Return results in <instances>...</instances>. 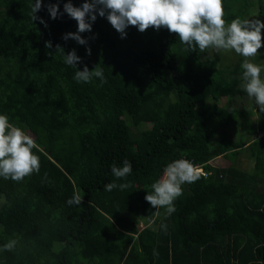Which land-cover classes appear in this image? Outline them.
Returning <instances> with one entry per match:
<instances>
[{"label":"trees","instance_id":"16d2710c","mask_svg":"<svg viewBox=\"0 0 264 264\" xmlns=\"http://www.w3.org/2000/svg\"><path fill=\"white\" fill-rule=\"evenodd\" d=\"M32 2L0 0V114L35 134L40 159L39 173L21 182L0 177V246L17 240L0 264H264V113L242 89L243 69L233 62L244 58L221 50L235 58L218 64L207 50L185 51L163 28L129 26L121 39L99 16L80 45L62 39L76 21L66 13L51 19L45 7L63 13L68 0H42L36 16L47 27L32 21ZM249 2L223 0L226 26L247 18ZM256 19L264 23L263 5ZM57 44L75 50L77 70L103 68L107 83H77ZM258 51L250 60L264 69V29ZM245 148L250 172L237 162ZM218 156L229 165H213ZM178 159L207 175L182 185L171 216H156L144 197ZM124 160L132 173L116 180L111 166ZM112 182L131 187L108 191ZM77 194L81 203L69 205ZM139 215L153 225L140 228Z\"/></svg>","mask_w":264,"mask_h":264},{"label":"clouds","instance_id":"9594fccd","mask_svg":"<svg viewBox=\"0 0 264 264\" xmlns=\"http://www.w3.org/2000/svg\"><path fill=\"white\" fill-rule=\"evenodd\" d=\"M45 7L51 19H57L66 13L76 21V32L65 33L62 39H72L80 45H87L88 40L81 34L90 33L92 24L99 16L107 19L121 39L126 38V29L129 26L136 27L141 33L149 28L157 31L163 28L169 33H175L187 52L197 49L202 53L207 49L234 50L244 58L240 65L243 69L242 89L254 100L259 113H264V79L261 78L264 69L250 60L257 56L262 47L264 23L259 19L235 18L226 26L223 0H83L78 7L68 0L64 3L63 13L60 12L58 4L49 3ZM41 8L42 0L32 2L31 19L39 20L47 27L46 22L36 16ZM45 47L52 48L51 41H46ZM55 52L63 56L65 65L76 69L73 79L77 83H91L94 79H99L101 86L107 83L104 70L99 66H94L91 71L87 66L83 70H77L81 58L74 49L65 54L63 47L57 44ZM86 54H91L89 47H86ZM263 134L264 132L259 136ZM33 149H39L35 140L10 123L8 116L0 114V177L21 182L33 173H39L40 159ZM111 173L116 180H122L131 175L132 165L128 160H124L119 167L113 164ZM199 179L200 171L190 161L174 160L164 167L162 176L150 185L151 191L146 192L144 199L155 208L156 216L160 215V209H164L167 218L176 211L174 202L182 195V185ZM130 187L129 183L112 182L106 185L108 191H123ZM81 201L82 197L77 194L67 203L78 205ZM160 228L167 231L166 224L162 223ZM16 244L17 240L10 239L0 246V252L13 251Z\"/></svg>","mask_w":264,"mask_h":264},{"label":"rangeland","instance_id":"374dc122","mask_svg":"<svg viewBox=\"0 0 264 264\" xmlns=\"http://www.w3.org/2000/svg\"><path fill=\"white\" fill-rule=\"evenodd\" d=\"M260 5H263L264 6V0H250V2L247 5V7L249 9V14H248V16H247L246 19H248V20H254L255 19V16L258 13V10H259ZM222 53L223 52H221V50H218L217 51V50H213V49H207V54L204 57L210 56V58H214L215 61L218 64H220V62L223 63L224 61L225 62H230V61H232L235 58V57H233V54L230 53V52H227L226 51V53H224V55L220 56V54H222ZM242 62H243V59L236 58L234 60L233 64H235V66H238ZM263 77H264V75L261 74V78L262 79H264ZM219 103L222 106H225L226 107V106L229 105V100L226 97H222L220 99ZM249 110L251 112H253V114L251 115V117L253 119H257L256 112L254 110H252V107H249ZM146 126L148 128H150L151 127V124H147ZM133 130L135 131L136 129L133 128ZM23 131L27 135H29L30 137H32L33 139H35V134L32 133L30 130L25 129ZM238 134H239V131L236 132V137L238 136ZM49 155L52 157L51 153H49ZM237 162H238L239 166L242 169H245V170H247L249 172L251 171V169L253 170L252 166H253L254 162H253V159L250 160V156L248 155L246 148L239 152V155L237 157ZM211 163L213 165H217V166H227V165H229L230 161L228 159H226L224 156H218L215 159H213L211 161ZM135 218H136L137 223H138V225H139L140 228L150 227V226L153 225L152 220L149 219V218L143 217L141 215L136 216ZM58 244L59 243H56V245H58Z\"/></svg>","mask_w":264,"mask_h":264},{"label":"built area","instance_id":"2783aa9c","mask_svg":"<svg viewBox=\"0 0 264 264\" xmlns=\"http://www.w3.org/2000/svg\"><path fill=\"white\" fill-rule=\"evenodd\" d=\"M188 161H190L196 168H198L201 174L205 176L207 175V172L204 171L203 167L200 164L193 163L191 160Z\"/></svg>","mask_w":264,"mask_h":264}]
</instances>
